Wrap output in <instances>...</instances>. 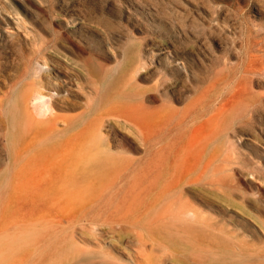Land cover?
Returning a JSON list of instances; mask_svg holds the SVG:
<instances>
[{
    "label": "rangeland",
    "instance_id": "1",
    "mask_svg": "<svg viewBox=\"0 0 264 264\" xmlns=\"http://www.w3.org/2000/svg\"><path fill=\"white\" fill-rule=\"evenodd\" d=\"M30 84L56 117L36 142L19 126ZM83 166L109 192L71 213L54 197ZM185 208L205 220L171 214ZM0 223L25 240L0 264L101 246L112 264H264V0H0ZM107 230L143 236L133 263Z\"/></svg>",
    "mask_w": 264,
    "mask_h": 264
},
{
    "label": "bare ground",
    "instance_id": "2",
    "mask_svg": "<svg viewBox=\"0 0 264 264\" xmlns=\"http://www.w3.org/2000/svg\"><path fill=\"white\" fill-rule=\"evenodd\" d=\"M47 95H51V97H52V94H48L47 92L45 93L43 90L39 89L37 86H35L33 84L32 85L30 84L29 86H27L20 94V99H21V101H20L21 102L20 103V111H21V114H20V118H19V126L21 127V129L24 130L22 132H24V133L27 132L28 133V134L27 133L26 134H27V136H28V138L30 139L31 142H36L39 139V135H41V134H43L45 132L47 133V130L52 129V124L55 122L54 120L56 119V117L48 118L46 116V113L49 112L50 109H51V103H50L51 101L47 99ZM25 115L28 116V118L30 119L29 122L26 120V116ZM74 140L75 139H73V141ZM98 152H100V151H98ZM83 155H81V156H83ZM98 156L100 158L99 161L101 163L103 161H105L106 159H108L107 157H105V155L102 154V152H101V154H96V158ZM87 159H89V158H86V160ZM82 160H84V159H82ZM82 160L80 159V161H82ZM94 160H95V158H94ZM85 162L87 163V161H85ZM71 166H72V164H69L68 162H63V163L59 164V167H61L63 176L69 177V175H70L69 171L71 170L70 169ZM75 167L77 168V166H75ZM97 167L98 166H96V168H92L91 169V168L83 166L81 169H79L77 171L78 173H82V174L86 173L84 178H82L83 183H81L80 186L73 187L72 190L68 189L69 192H67V194H65V195H57L56 194L54 198L57 201V203L60 204L61 206H64V204H66L67 207L69 206L70 211L72 213V212H74V211H72L74 209H75V211H80L81 209H85L89 205H93V204H96L98 202H102L106 198V196H107V194L109 192L108 191V185H106L104 183V178H107L106 177L107 171L102 168L103 166H100L98 168ZM87 173H89V174H87ZM157 198L159 199V197H157ZM123 202H125V201H123ZM143 206H144V204H143ZM146 206L148 207L149 204L146 205ZM133 209H135L133 207V205L130 206V205H127V204L124 203V204L118 205L116 208H114L112 210V212H114V213L117 212V214H118V213H121L123 211H125V212L127 211V213L125 214V215H127ZM143 209L141 207H139L138 211L136 210L137 211L136 214H140V215H137V217L134 218L133 223L130 225L133 228H135V227H139L140 228V227L143 226L140 223L141 220L144 218V210H146V209H144V210ZM183 209H184V207H183ZM60 211H61L60 209L57 210V215H61ZM184 213L189 216V217H187L188 220H189V223H188L189 225H195L193 222H201V221L205 220V218L204 219L199 218L198 214L196 213V211H194L192 208H190V210L178 209V210H174V211L171 212V214H173L174 216H179L180 214L185 215ZM123 214L120 215V216L123 217ZM155 216H156V218H160V217L164 216V214L162 212H158V213H156ZM206 218H207V216H206ZM158 220H156V221H158ZM92 223H94V222H92ZM111 224H108V225L111 226ZM139 224H141V226ZM2 225L3 224L0 223V227L4 226V225L3 226ZM150 226H152V225H150ZM138 231H137V233H138ZM142 231L144 232V230H142ZM109 232L110 231H108V233ZM111 233L115 234L113 232H111ZM111 233H109L110 235L107 236L105 243L108 244V246L110 247L109 250L115 251L116 254H118L121 257V260L122 259L123 260H127L128 262L129 261H131V262L133 261V259L130 256L129 252H127L125 250V248H124L125 247L124 245H129L128 241H132L133 244L137 245L140 248V250H141V248L143 249V246L145 245L144 244V240H142V238H143L142 235H141L142 238L140 236H138V238H128L127 240H126V238L128 236H126V238H125L123 235L122 236L119 235L120 238H119V240H117L115 238V236H113ZM22 236H20V237L18 236V238H16V239H14V237L12 238L11 236H9L7 238L5 234L3 236H1L3 238V239L0 238V241H2L1 244L4 243L6 247L3 248L2 250H0V262L3 261L4 257L6 258L7 256H9V255H5V253L6 254L9 253L8 252L9 249H12L15 246V244L18 245L19 242H21V241L24 243L25 240H22ZM219 237H220V234H219ZM223 238H226V237L223 236ZM234 238H236V237H234ZM24 239H25V237H24ZM6 240H8V241H6ZM149 241H146V242L149 243ZM208 241L210 242V240H208ZM91 242H92V239H91ZM213 242H216V241H213ZM4 244L2 246H4ZM96 244L98 246H101L98 243H96ZM248 244H249V242H248ZM130 247L131 246H129V248ZM242 247L240 246V248H242ZM0 248H2V247H0ZM140 250H138V252ZM106 251L103 250L102 246H101V248L90 250V251H88V253H83L82 254V253H74V252H72L66 258L64 256L63 258H65V259H63L61 261L58 258L59 256L55 257V258L59 259L58 261H60V262L58 264H74V263L76 264V263H80V262H85L86 264H112V263L109 262L110 260L107 261L106 258H108V259L110 258V259H113L115 261H116V259L113 256L107 254ZM143 252H148V250L145 251V249H144ZM63 255H65V254L63 253L62 256ZM143 255H144V253H143ZM143 255L138 256V257H142ZM152 258H154V257H152ZM142 260H144V259L142 258ZM158 260H159V258H158ZM51 262H53V261H51ZM142 262L137 263V264H145V263H142ZM144 262H145V260H144ZM54 263L56 264V261ZM48 264H50V263L48 262ZM205 264H219V263H214L213 262V263H205Z\"/></svg>",
    "mask_w": 264,
    "mask_h": 264
}]
</instances>
